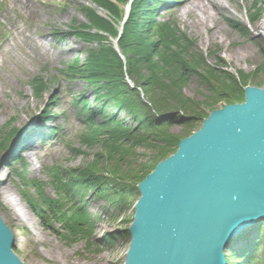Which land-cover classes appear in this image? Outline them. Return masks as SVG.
<instances>
[{
    "label": "rangeland",
    "instance_id": "374dc122",
    "mask_svg": "<svg viewBox=\"0 0 264 264\" xmlns=\"http://www.w3.org/2000/svg\"><path fill=\"white\" fill-rule=\"evenodd\" d=\"M202 2L171 3L174 5L168 10L161 8L158 19H176L180 29L192 39L196 56L203 53L206 58L205 65L197 66L196 75L182 84V94L196 103V111L203 112L202 118H207L213 110L229 104L211 90L210 82L214 80L204 77L207 66L228 71L235 78L243 72L247 75V85L264 87V0H218L206 27L196 26L194 15L186 13ZM88 5L98 14H104L91 0H0V131L4 129V134H9L18 130L0 147V211L17 236L15 252L24 264H124L131 241L128 228L134 218L138 194L120 210H115L93 189L84 194L82 207L95 222L91 245L85 240L65 239L45 227L25 198L26 192L31 197L37 196L33 180L43 183L49 197L57 198L48 168L72 169L96 159L102 160V164L110 163L101 144L89 147L82 140L89 128L73 98L83 94L94 105L92 89L81 79H69L63 72L78 57L84 62L85 52L96 46L69 35L73 33L72 27L87 22L83 8ZM256 6L260 8L259 17L249 22L247 15L255 12ZM242 25L249 30L242 31ZM37 77L44 83L40 93L32 84ZM215 84L216 88L220 87ZM201 125L202 120L198 119L196 128L176 125L168 133L183 139ZM160 146L154 150L140 146L136 155L131 154L135 157L120 160V175L133 181L142 180V175L150 174L159 162L175 153L160 150ZM142 166H146V174L138 171ZM139 183H135L136 188ZM5 186L18 213L28 215L20 222L10 213L11 205L2 193ZM72 200L79 199L75 196ZM113 232L117 235L112 242L101 241L104 235ZM239 242L235 241L234 245ZM257 249L264 251V245L262 248L258 245Z\"/></svg>",
    "mask_w": 264,
    "mask_h": 264
},
{
    "label": "trees",
    "instance_id": "16d2710c",
    "mask_svg": "<svg viewBox=\"0 0 264 264\" xmlns=\"http://www.w3.org/2000/svg\"><path fill=\"white\" fill-rule=\"evenodd\" d=\"M91 1L106 11L110 19L102 17L91 5L83 8L87 22L72 27L73 33L69 35L96 46L88 48L84 62L78 57L63 72L69 79H81L92 89L94 105L83 94L73 98L89 128L82 140L89 147L101 144L107 152L104 157L110 158V163L102 164V160L96 159L91 164L72 169L53 166L48 168V174L57 198L49 197L43 183L34 180L31 183L37 196L25 194L45 227L65 239L85 240L89 245L94 244L91 239L95 222L82 207L84 194L93 189L115 210L127 206L136 194L140 195L135 183L148 175L144 172L146 166L138 170L146 174L142 175V180L133 181L120 175L119 161L136 155L140 146L154 150L162 145L160 150L174 153L181 139L168 133L169 129L176 125L196 128L197 120L205 119L202 111H196V103L183 97L182 84L196 75L197 66L205 65L206 59L203 53L196 56L192 39L180 29L176 19H158L161 8L168 10L174 5L170 1L178 0H132L117 41L119 52L113 48L110 37H118L125 6L130 0ZM254 8L255 12L247 15L249 22L259 17L260 8ZM240 28L245 32L249 30L245 25ZM60 38L66 40L64 35ZM204 77L214 80L210 82V88L216 97L229 104L244 101L247 75L243 72L237 73L235 78L228 71L207 66ZM224 80L231 81L224 83ZM215 82L220 84L219 88ZM32 84L38 93L44 87L39 77L33 79ZM16 133L18 130L4 134L1 129L0 147ZM75 196L79 199L77 202L72 200ZM55 225H59V229ZM116 235L117 232L106 234L101 241L110 243ZM240 241L241 244L230 251L229 260L232 258V261L229 264H264V251L257 249L258 245L261 248L264 245V221L246 231Z\"/></svg>",
    "mask_w": 264,
    "mask_h": 264
},
{
    "label": "water",
    "instance_id": "95a60500",
    "mask_svg": "<svg viewBox=\"0 0 264 264\" xmlns=\"http://www.w3.org/2000/svg\"><path fill=\"white\" fill-rule=\"evenodd\" d=\"M243 90L139 183L124 264H226L227 247L264 221V87ZM16 248L0 212V264H24Z\"/></svg>",
    "mask_w": 264,
    "mask_h": 264
},
{
    "label": "bare ground",
    "instance_id": "6f19581e",
    "mask_svg": "<svg viewBox=\"0 0 264 264\" xmlns=\"http://www.w3.org/2000/svg\"><path fill=\"white\" fill-rule=\"evenodd\" d=\"M218 4H219L218 0H204V2H202L201 4H196V9H187L186 13L194 15L195 20H196L195 21L196 26L200 25V26L206 27L207 19L212 17V10L216 9V7H218ZM2 188H3L2 193L6 197L5 199L11 205L10 213L15 219V221L20 222L22 218L24 219L28 217L27 214H23L22 216L20 213H18L16 207L14 206V199L11 197V192L9 191V188L7 186L2 187ZM236 241L238 242V240ZM18 242H19V238H18ZM240 244H241V241L237 243L236 245H233V247L231 246L227 247V249L225 250L226 264H229L230 251L238 247Z\"/></svg>",
    "mask_w": 264,
    "mask_h": 264
}]
</instances>
